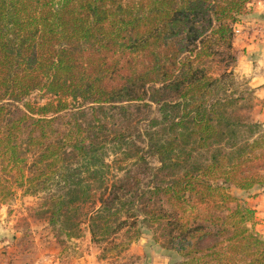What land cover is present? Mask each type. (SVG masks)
Instances as JSON below:
<instances>
[{
	"label": "trees",
	"instance_id": "trees-1",
	"mask_svg": "<svg viewBox=\"0 0 264 264\" xmlns=\"http://www.w3.org/2000/svg\"><path fill=\"white\" fill-rule=\"evenodd\" d=\"M252 2L0 0V207L45 194L57 224L100 190L95 242L130 223L181 264H264L256 209L233 196L264 182L254 90H236Z\"/></svg>",
	"mask_w": 264,
	"mask_h": 264
},
{
	"label": "rangeland",
	"instance_id": "rangeland-1",
	"mask_svg": "<svg viewBox=\"0 0 264 264\" xmlns=\"http://www.w3.org/2000/svg\"><path fill=\"white\" fill-rule=\"evenodd\" d=\"M249 13L248 7V10L240 17V21L237 24L242 23L243 18ZM236 82V90L240 93L246 91L250 86L247 84L249 83L248 78L238 70ZM253 97V100H250V98L249 102L252 101L254 109L256 105L255 95ZM31 99L41 101L37 94L33 95ZM115 159L114 155H110L108 158L109 163L113 167L112 172L116 174V177L117 175L122 176L123 173L120 174L116 169L117 164L121 163H119L120 161L115 163ZM130 162H122V165ZM262 174H264V171ZM111 184L109 182V185ZM103 194L105 193L100 190L96 191L91 201L79 203L74 207L75 209L65 207V212L59 223L52 224L50 222L51 214L43 206L45 194L27 195L23 189L16 188L15 194L0 207V222H4L10 228L9 239L13 241L14 247L16 246L15 250L12 251V255L19 256L22 253L27 256L32 253L35 256H40L46 252V254H49L52 250L61 248L71 254H92L102 264H181L183 258L175 251L167 248L160 233L155 228L151 230L144 229V227L139 225L143 229V234L139 240L131 241L136 228H133L129 223L121 228L116 235L105 240L93 241L90 230V217L93 212L100 208V199ZM233 196L253 208H257L259 205L253 203L252 200L263 197L262 202L264 205V182L257 186L256 189L248 192L234 189ZM231 206L234 207L235 204ZM257 212L259 216L257 218L255 215V225L253 227L264 238V208L256 210ZM69 218L79 222L80 228L78 230H74ZM70 234H72V237L69 236ZM16 240H20L22 246H17ZM76 248L79 249L77 250ZM138 250L142 251L141 255L136 253Z\"/></svg>",
	"mask_w": 264,
	"mask_h": 264
},
{
	"label": "crops",
	"instance_id": "crops-1",
	"mask_svg": "<svg viewBox=\"0 0 264 264\" xmlns=\"http://www.w3.org/2000/svg\"><path fill=\"white\" fill-rule=\"evenodd\" d=\"M249 10L250 13L243 18L241 25L237 24L240 33L235 36L234 46L241 53L237 69L248 78L249 85L254 90L256 105L250 115L256 121L264 123V1H253L249 5ZM262 200L263 197L252 200L259 205L257 208L254 207L256 210L264 208ZM256 216L258 218V212ZM9 235L10 228L4 222H0V264H102L92 254H71L61 248L40 256L32 253L30 256L22 253L19 256L12 255L16 246L12 244ZM15 243L22 246L20 240H16ZM136 253L141 255L142 251L138 250Z\"/></svg>",
	"mask_w": 264,
	"mask_h": 264
},
{
	"label": "built area",
	"instance_id": "built-area-1",
	"mask_svg": "<svg viewBox=\"0 0 264 264\" xmlns=\"http://www.w3.org/2000/svg\"><path fill=\"white\" fill-rule=\"evenodd\" d=\"M239 33H240V30H239V28L236 25V27H235V36L238 35Z\"/></svg>",
	"mask_w": 264,
	"mask_h": 264
}]
</instances>
